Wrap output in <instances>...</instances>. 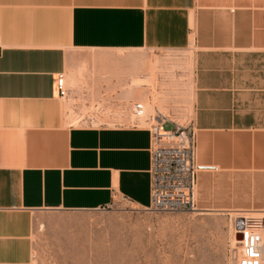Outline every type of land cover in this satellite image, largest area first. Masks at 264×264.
Here are the masks:
<instances>
[{"label":"crops","instance_id":"1","mask_svg":"<svg viewBox=\"0 0 264 264\" xmlns=\"http://www.w3.org/2000/svg\"><path fill=\"white\" fill-rule=\"evenodd\" d=\"M190 46L196 187L246 178L234 212L264 214V0H0V264H30L39 211L149 207V129L67 124L56 80L73 53ZM131 63L123 98L144 105L150 63Z\"/></svg>","mask_w":264,"mask_h":264},{"label":"rangeland","instance_id":"2","mask_svg":"<svg viewBox=\"0 0 264 264\" xmlns=\"http://www.w3.org/2000/svg\"><path fill=\"white\" fill-rule=\"evenodd\" d=\"M192 57V46L183 51L74 52L66 84L77 98L64 100L67 124H138L149 129L144 119L130 120L132 104L141 101L123 98L131 62L145 60L150 65L138 75L150 78L142 84L148 97L146 119L157 111L166 120V131L173 124L191 131ZM100 113H112V120ZM247 181L216 177L205 191L197 185L194 213L149 212L120 198L101 211H39L30 238V264H234L238 246L230 245L231 225L237 232L243 225L241 218L233 222L234 214L249 212L243 207L247 196L234 189Z\"/></svg>","mask_w":264,"mask_h":264},{"label":"built area","instance_id":"3","mask_svg":"<svg viewBox=\"0 0 264 264\" xmlns=\"http://www.w3.org/2000/svg\"><path fill=\"white\" fill-rule=\"evenodd\" d=\"M1 50V47H0ZM56 90L61 99L68 97L63 74L56 80ZM147 117L150 123V204L149 212H185L197 210L194 199L198 169L195 164V136L184 132L177 124L168 132L163 127L164 116L155 111ZM132 113L141 116L143 107L134 103ZM123 200V199H122ZM240 241L234 264H264V217L243 219L238 231Z\"/></svg>","mask_w":264,"mask_h":264},{"label":"bare ground","instance_id":"4","mask_svg":"<svg viewBox=\"0 0 264 264\" xmlns=\"http://www.w3.org/2000/svg\"><path fill=\"white\" fill-rule=\"evenodd\" d=\"M133 106V105H132ZM144 105H142V107H143ZM146 111V107H143V113H142V115L141 116H136V115H134L133 113H132V115H133V117L130 119L131 120V122L134 120V119H136V120H138V121H140L141 123H143L142 121H143V118H144V121L146 120V114H145V111ZM131 116V115H130ZM70 117V116H69ZM129 121V120H128ZM134 122V121H133ZM130 123V122H129ZM261 216L262 215H264V214H260ZM234 216H236V217H234L233 218V222L234 221H236V219H238V218H241V219H260V218H263V217H257V218H252L251 216H248L247 214H243V213H235L234 214ZM232 221V220H231ZM232 226V228H233V230H232V235H231V246H234L235 248H237L236 246H238L240 243H239V241L237 242V240L238 239H236L235 238V234L236 233H238L237 232V230L234 228V225L232 224L231 225ZM238 249V248H237ZM235 255V254H234Z\"/></svg>","mask_w":264,"mask_h":264},{"label":"water","instance_id":"5","mask_svg":"<svg viewBox=\"0 0 264 264\" xmlns=\"http://www.w3.org/2000/svg\"><path fill=\"white\" fill-rule=\"evenodd\" d=\"M240 229H241V228H240ZM240 229H239V230H240ZM236 237H237L238 240L241 238V237H240V234H237Z\"/></svg>","mask_w":264,"mask_h":264}]
</instances>
